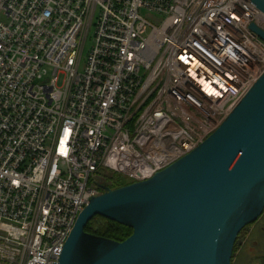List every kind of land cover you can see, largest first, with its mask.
<instances>
[{
  "label": "built area",
  "instance_id": "obj_1",
  "mask_svg": "<svg viewBox=\"0 0 264 264\" xmlns=\"http://www.w3.org/2000/svg\"><path fill=\"white\" fill-rule=\"evenodd\" d=\"M252 24L250 0H0V264H57L108 174L215 132L264 74Z\"/></svg>",
  "mask_w": 264,
  "mask_h": 264
},
{
  "label": "water",
  "instance_id": "obj_2",
  "mask_svg": "<svg viewBox=\"0 0 264 264\" xmlns=\"http://www.w3.org/2000/svg\"><path fill=\"white\" fill-rule=\"evenodd\" d=\"M250 1L264 11V0ZM102 188L57 264H232L240 233L264 213V74L191 152L149 179ZM98 215L133 234L117 241L87 231Z\"/></svg>",
  "mask_w": 264,
  "mask_h": 264
},
{
  "label": "trees",
  "instance_id": "obj_3",
  "mask_svg": "<svg viewBox=\"0 0 264 264\" xmlns=\"http://www.w3.org/2000/svg\"><path fill=\"white\" fill-rule=\"evenodd\" d=\"M107 177L110 181L112 180V182H113L111 185L112 188H118V187L124 186L126 184H129V183L124 182L121 179V174H118V173L108 174ZM262 215L264 216V213ZM246 228H244L243 231ZM86 230L89 232L107 237V238L117 240V241H124L129 236H131L134 232L133 228H131L129 226H126L124 224H121L119 222L107 219V218L99 216V215L94 217L87 224ZM241 233H240V235H241ZM240 235H239L238 239L240 238ZM236 245H237V243H236ZM235 250H236V246H235L234 252H235Z\"/></svg>",
  "mask_w": 264,
  "mask_h": 264
},
{
  "label": "rangeland",
  "instance_id": "obj_4",
  "mask_svg": "<svg viewBox=\"0 0 264 264\" xmlns=\"http://www.w3.org/2000/svg\"><path fill=\"white\" fill-rule=\"evenodd\" d=\"M144 15L150 16L149 12L146 10H142ZM152 21L156 24H160L162 18L155 16L149 17ZM91 43L89 42L87 48H89ZM121 179L126 182L130 183L132 180L129 179L127 176L121 174ZM252 232V233H251ZM251 235L250 241L252 242V246L257 242L256 245V253L257 256L261 257V260H264V216L262 215L258 221L254 222L253 224L249 225L240 235V238L237 241L236 250L234 252V257L232 260V264H241L243 261V255L245 253V249L243 246L245 245V241H247L249 234ZM253 254V253H252ZM264 261H262L263 264Z\"/></svg>",
  "mask_w": 264,
  "mask_h": 264
},
{
  "label": "flooded vegetation",
  "instance_id": "obj_5",
  "mask_svg": "<svg viewBox=\"0 0 264 264\" xmlns=\"http://www.w3.org/2000/svg\"><path fill=\"white\" fill-rule=\"evenodd\" d=\"M251 233L249 234L248 239L247 241H245V245L243 246V249H245V253L243 255V262L241 264H262V261L264 260H261V257L257 256L255 249L257 242L254 244V246H252V242L250 241V237L252 235Z\"/></svg>",
  "mask_w": 264,
  "mask_h": 264
}]
</instances>
